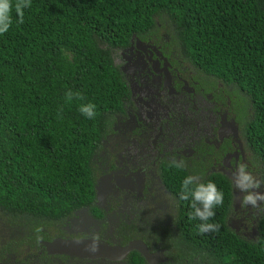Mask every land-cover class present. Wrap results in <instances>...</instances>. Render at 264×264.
Segmentation results:
<instances>
[{"label": "trees", "instance_id": "obj_1", "mask_svg": "<svg viewBox=\"0 0 264 264\" xmlns=\"http://www.w3.org/2000/svg\"><path fill=\"white\" fill-rule=\"evenodd\" d=\"M24 11L16 25L13 9L14 25L0 35V264H148L138 252L122 263L51 256L44 243L58 239L142 242L163 251L162 264H264V203L241 207L236 175L212 174L216 164L160 162L151 170L168 196L153 199L171 209L148 202L131 224L123 221L126 193L106 199L102 186L107 159L151 132L134 123L117 64L142 47L166 62L177 92L188 87L234 121L239 167L264 193V0H32ZM67 90L84 100L66 103ZM88 102L94 120L78 111ZM186 175L223 191L209 221L218 231L199 235L200 221L189 220L190 202L180 198Z\"/></svg>", "mask_w": 264, "mask_h": 264}, {"label": "flooded vegetation", "instance_id": "obj_2", "mask_svg": "<svg viewBox=\"0 0 264 264\" xmlns=\"http://www.w3.org/2000/svg\"><path fill=\"white\" fill-rule=\"evenodd\" d=\"M118 58L122 60L120 68L132 92L134 110L138 117V121L134 123L138 127L146 126L151 130L145 142L136 138L126 141L115 162L107 159L106 167L102 170L104 178L109 179V182L106 180L102 185L104 198L108 199L116 191L126 193L124 204L127 216L123 217V221L131 224L137 215L143 213L148 202L152 205L163 204L164 210L171 209V206L165 205V201L153 199L154 193L162 198L168 196L159 179V172L151 170L160 162H182L185 159L190 162L202 161L205 165L216 164L211 167L212 174L236 175L239 162L243 158L240 156L239 131L234 121H230L226 112L218 111L206 99L195 96V92L188 87L185 86L177 92L166 62L162 65L154 55L146 54L142 47H133L121 53L117 61ZM157 101V106L152 107ZM198 103L204 107L202 112L200 107L197 108ZM138 105H142L146 113L140 111ZM159 112L166 114L160 118ZM199 114L207 115L210 119L208 124L198 118ZM198 124L200 134L189 146L182 134L194 133ZM202 124L206 125L207 130L201 129ZM184 140L185 143L182 144ZM199 148L201 153L198 152ZM147 149H151L152 153H147ZM217 152L223 158L220 165L216 162ZM117 180H122L121 186L125 189L119 188ZM127 180L132 181V184L127 185ZM145 194L149 198L146 199ZM171 199L173 197L168 201ZM172 204L178 206L173 200ZM227 224L233 228L231 221L228 220Z\"/></svg>", "mask_w": 264, "mask_h": 264}, {"label": "clouds", "instance_id": "obj_3", "mask_svg": "<svg viewBox=\"0 0 264 264\" xmlns=\"http://www.w3.org/2000/svg\"><path fill=\"white\" fill-rule=\"evenodd\" d=\"M31 7L32 0H16L14 4L12 0H0V35L8 33L12 29L14 25L13 9L17 17L15 24L19 25L24 22V10ZM64 99L66 103L72 104L74 101H83L84 96L81 92L67 90ZM78 111L87 120H94L97 115L96 105L91 102L79 103ZM175 167L182 168L183 162L176 163ZM235 187L245 193L241 200V207L250 205L256 208L260 203H264V193L256 191L261 187L260 182L256 181L243 165L237 171ZM180 198L190 202L192 211L188 213L189 220L200 221L197 225L199 235L219 230V224L209 222L216 216L215 210L224 202V193L218 189L215 183L211 181L198 183L196 177L186 175L181 184Z\"/></svg>", "mask_w": 264, "mask_h": 264}, {"label": "water", "instance_id": "obj_4", "mask_svg": "<svg viewBox=\"0 0 264 264\" xmlns=\"http://www.w3.org/2000/svg\"><path fill=\"white\" fill-rule=\"evenodd\" d=\"M127 185L132 181L127 180ZM122 180H117L118 186H121ZM130 187V186H128ZM131 189L132 188H128ZM47 252L51 256L73 257L83 261H109L111 263H122L133 252H138L148 264H160L167 262L162 252L152 255L148 247L142 242H132L127 247H111L98 240H62L58 239L53 243H44Z\"/></svg>", "mask_w": 264, "mask_h": 264}, {"label": "rangeland", "instance_id": "obj_5", "mask_svg": "<svg viewBox=\"0 0 264 264\" xmlns=\"http://www.w3.org/2000/svg\"><path fill=\"white\" fill-rule=\"evenodd\" d=\"M124 55H126V54H124ZM120 57V56H119ZM121 63H122V60H121V58H118V65L119 66H121ZM147 100V99H146ZM159 102L157 101V103H156V105H153L152 107H156L157 106V104H158ZM138 107H139V109H140V111H142L143 113H146V111H144V109H143V107H142V105H138ZM200 107V112H202L203 111V108L204 107H201L200 106V104L198 103V107L197 108H199ZM150 113H152L153 114V112L152 111H149ZM159 114H160V118H161V115H165L166 113H161V112H159ZM203 123H206V124H208V121H210V119H208V117H207V115L205 116H203V115H200L199 114V117H198ZM198 120V119H197ZM199 127V124H198V126H197V130L194 132V133H186V132H184V134H182L183 135V137H185V140L186 141H188V142H186L187 143V145H189L190 146V144H192V142L197 138V136H199V134H200V127ZM201 129H206L207 130V128H206V125H204V124H202V127H201ZM205 131V130H204ZM185 140L184 141H182V144H184L185 143ZM152 153V150L150 149V150H148L147 149V153ZM155 156V155H154Z\"/></svg>", "mask_w": 264, "mask_h": 264}]
</instances>
